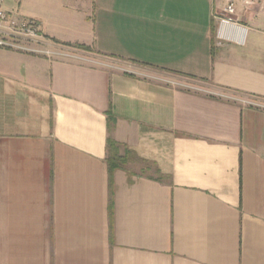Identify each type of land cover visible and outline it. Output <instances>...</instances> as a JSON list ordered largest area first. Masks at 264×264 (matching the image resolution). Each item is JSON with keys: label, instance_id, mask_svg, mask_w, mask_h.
<instances>
[{"label": "crops", "instance_id": "0c3cea01", "mask_svg": "<svg viewBox=\"0 0 264 264\" xmlns=\"http://www.w3.org/2000/svg\"><path fill=\"white\" fill-rule=\"evenodd\" d=\"M6 1L0 264H264V0Z\"/></svg>", "mask_w": 264, "mask_h": 264}, {"label": "built area", "instance_id": "2783aa9c", "mask_svg": "<svg viewBox=\"0 0 264 264\" xmlns=\"http://www.w3.org/2000/svg\"><path fill=\"white\" fill-rule=\"evenodd\" d=\"M245 3L249 5L251 2L246 0ZM238 4L237 0L218 1L214 8V18L221 24H239ZM43 40V28L39 20L26 18L17 12L7 10L5 0H0V48L56 54L51 50L44 51L30 46L31 43H42Z\"/></svg>", "mask_w": 264, "mask_h": 264}, {"label": "trees", "instance_id": "16d2710c", "mask_svg": "<svg viewBox=\"0 0 264 264\" xmlns=\"http://www.w3.org/2000/svg\"><path fill=\"white\" fill-rule=\"evenodd\" d=\"M85 49H90L87 47H83ZM110 133L113 130V118H110ZM121 145L118 144L116 141H114L111 137L108 139V164L110 167V174L112 179V185H113V174L116 169L124 168L130 163H135L137 161H140L139 157L136 155L134 151L129 150L128 148H125L124 154H121Z\"/></svg>", "mask_w": 264, "mask_h": 264}, {"label": "rangeland", "instance_id": "374dc122", "mask_svg": "<svg viewBox=\"0 0 264 264\" xmlns=\"http://www.w3.org/2000/svg\"><path fill=\"white\" fill-rule=\"evenodd\" d=\"M6 5H7V7L9 6L12 9H16L19 7V3L14 2L13 0H7Z\"/></svg>", "mask_w": 264, "mask_h": 264}]
</instances>
